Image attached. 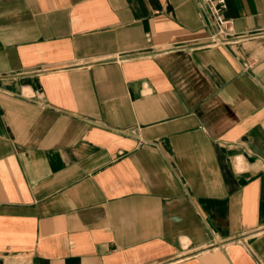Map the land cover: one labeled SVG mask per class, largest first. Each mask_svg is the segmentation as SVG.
Returning <instances> with one entry per match:
<instances>
[{
    "label": "crops",
    "instance_id": "obj_1",
    "mask_svg": "<svg viewBox=\"0 0 264 264\" xmlns=\"http://www.w3.org/2000/svg\"><path fill=\"white\" fill-rule=\"evenodd\" d=\"M0 0V264H264V0Z\"/></svg>",
    "mask_w": 264,
    "mask_h": 264
},
{
    "label": "built area",
    "instance_id": "obj_2",
    "mask_svg": "<svg viewBox=\"0 0 264 264\" xmlns=\"http://www.w3.org/2000/svg\"><path fill=\"white\" fill-rule=\"evenodd\" d=\"M207 9V13L215 30L209 35L211 44L228 43L243 37L234 32L231 19L224 18L222 13L226 9V0H200Z\"/></svg>",
    "mask_w": 264,
    "mask_h": 264
}]
</instances>
